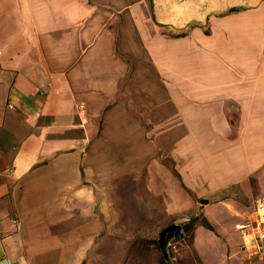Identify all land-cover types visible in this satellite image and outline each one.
Here are the masks:
<instances>
[{"label": "crops", "instance_id": "crops-1", "mask_svg": "<svg viewBox=\"0 0 264 264\" xmlns=\"http://www.w3.org/2000/svg\"><path fill=\"white\" fill-rule=\"evenodd\" d=\"M261 196L264 0H0V264H264Z\"/></svg>", "mask_w": 264, "mask_h": 264}, {"label": "built area", "instance_id": "built-area-1", "mask_svg": "<svg viewBox=\"0 0 264 264\" xmlns=\"http://www.w3.org/2000/svg\"><path fill=\"white\" fill-rule=\"evenodd\" d=\"M235 227L241 232L246 246L264 254V196L255 198L252 214Z\"/></svg>", "mask_w": 264, "mask_h": 264}, {"label": "rangeland", "instance_id": "rangeland-1", "mask_svg": "<svg viewBox=\"0 0 264 264\" xmlns=\"http://www.w3.org/2000/svg\"><path fill=\"white\" fill-rule=\"evenodd\" d=\"M185 2V11L188 13L192 12L193 10H198L200 8H203V6L198 5L197 2L195 1H184ZM240 1H216V9H219L220 7H223L222 9L223 12L228 11V10H235L238 9L244 5H236V6H231L228 8V3H239ZM248 3H255L256 1H247ZM246 3V2H245ZM195 23L194 20H190L187 24L184 25V32L189 30ZM190 239V233L186 232L184 236V240H178V239H173L168 243V256L169 258H165L163 255V259L167 261V264H195L194 261H192L191 257H188L186 259L185 257L182 256V249L186 246V244L189 243ZM154 245L159 248V245L157 241L154 243Z\"/></svg>", "mask_w": 264, "mask_h": 264}, {"label": "water", "instance_id": "water-1", "mask_svg": "<svg viewBox=\"0 0 264 264\" xmlns=\"http://www.w3.org/2000/svg\"><path fill=\"white\" fill-rule=\"evenodd\" d=\"M183 236V230L180 225H169L161 230L158 237V245L162 255L167 259L168 256V243L173 239H178Z\"/></svg>", "mask_w": 264, "mask_h": 264}, {"label": "trees", "instance_id": "trees-1", "mask_svg": "<svg viewBox=\"0 0 264 264\" xmlns=\"http://www.w3.org/2000/svg\"><path fill=\"white\" fill-rule=\"evenodd\" d=\"M190 224H192V222H190ZM190 224H189V226H190Z\"/></svg>", "mask_w": 264, "mask_h": 264}]
</instances>
